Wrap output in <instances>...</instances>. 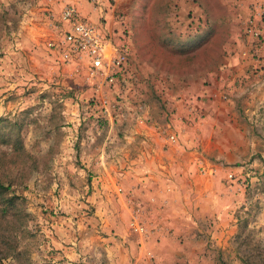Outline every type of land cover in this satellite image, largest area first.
I'll use <instances>...</instances> for the list:
<instances>
[{"label":"rangeland","instance_id":"rangeland-1","mask_svg":"<svg viewBox=\"0 0 264 264\" xmlns=\"http://www.w3.org/2000/svg\"><path fill=\"white\" fill-rule=\"evenodd\" d=\"M78 2L0 0V181L11 186L0 195V207L17 197L6 215H0V264H110L120 248L131 246L136 251L142 247L154 264L147 240L153 235L171 237L173 232L151 225L133 194V178L127 173L145 145L131 140L139 134L131 132L135 122L127 113L135 114L140 125L147 123L144 97L146 81L153 75L150 69L161 82L164 76L179 75L190 64L205 61L211 54L209 30L185 40L155 35V28H166L169 22L161 19V5L151 17L145 0L99 2L93 9L105 5L111 14L102 11L94 23L88 7ZM67 4L88 15L100 30L106 29L114 45L129 49L125 85L114 92L100 90L109 99L107 112L94 86L99 78L58 63L47 47ZM119 6L129 11L118 12ZM204 6L206 16L200 24L208 28L211 10ZM246 9L238 24L252 40V59L264 66V0H248ZM162 42L167 49L158 48ZM252 103L242 114L237 112L235 130L223 134L231 140L233 147L226 151L234 161L222 163L205 151L197 160L200 174L217 176V208L201 233L191 229V235L194 231L202 238L200 254L189 257L193 245L186 243L178 264H264V98L255 107ZM164 104L173 115L175 109ZM185 108L186 117L180 121L203 124V99H188ZM171 135L175 143L169 141ZM167 140L176 144L178 134ZM135 212L147 228L146 236L131 230Z\"/></svg>","mask_w":264,"mask_h":264},{"label":"crops","instance_id":"crops-1","mask_svg":"<svg viewBox=\"0 0 264 264\" xmlns=\"http://www.w3.org/2000/svg\"><path fill=\"white\" fill-rule=\"evenodd\" d=\"M104 1L107 0H99L102 4ZM145 3L151 17L161 5V19L169 22L166 28H155V35L177 36L185 40L189 36L192 39L201 36L209 30L211 37L209 57L190 64L188 70L180 71L179 75L164 76L165 79L160 82L154 79L155 70L150 69L153 75L146 81L145 125H140L135 114L127 113L133 116L135 122L131 132L139 134L131 136V140L145 145V152L135 157L131 162L135 167L127 173L133 178V194L143 206L151 225L173 231L171 237L157 239L153 235L145 244L146 250L153 253L154 264H178L185 252L182 245L186 243L193 245L189 249V257L200 254L202 238L194 231L191 235V229L201 233L203 224L214 216L217 208L214 202L219 190L214 187L218 186L217 176L200 174L197 160L205 151L206 156L222 163L234 161V157L226 151L233 147L231 140L223 134L235 130L239 121L234 118L238 116V111L242 114L250 109L251 101L252 107H255L264 98V66L252 59L249 54L252 40L244 35L238 24L246 16L248 0H145ZM80 4L88 7L87 13L94 23L102 11L105 15L111 14L105 5L93 9L92 5L82 0L77 3ZM216 4L226 11L216 10ZM204 5H210L211 10L208 28L200 24L206 16ZM119 10L127 12L129 7L127 10V7L119 6ZM113 16L109 21L111 28L114 27ZM176 21L179 23L175 24ZM191 21L194 22L192 25ZM190 25L193 30H185ZM157 46L167 49L164 42L157 43ZM134 52L139 53V49L134 48ZM261 53L264 54V46ZM254 68L257 70L254 71ZM159 94L163 96L158 97ZM224 96L225 99L222 98ZM191 98L204 101L206 117L202 125H188L179 120V117H186L185 103ZM164 101L175 109L173 115L168 113ZM173 133L178 134L176 144L167 140L168 135ZM210 232L215 238L214 228ZM116 256L111 257L110 264H150L142 247H138V251L133 246L130 249L120 248Z\"/></svg>","mask_w":264,"mask_h":264},{"label":"built area","instance_id":"built-area-1","mask_svg":"<svg viewBox=\"0 0 264 264\" xmlns=\"http://www.w3.org/2000/svg\"><path fill=\"white\" fill-rule=\"evenodd\" d=\"M93 7L99 0H84ZM55 37L47 43V47L58 63L73 66L76 72L85 70L88 76L99 78L96 92L102 109L107 112L109 99L106 91L118 90L125 85L129 49L126 45H114L110 33L98 28L89 21L74 5L67 4L62 8ZM254 36L260 34L253 31ZM105 88V92L100 90ZM171 143L176 142L174 135L169 136ZM131 230L138 236H146L147 228L135 212L130 222Z\"/></svg>","mask_w":264,"mask_h":264},{"label":"trees","instance_id":"trees-1","mask_svg":"<svg viewBox=\"0 0 264 264\" xmlns=\"http://www.w3.org/2000/svg\"><path fill=\"white\" fill-rule=\"evenodd\" d=\"M11 186L8 184H3L0 181V195H3L4 193L8 192L10 190ZM17 197H11L7 200L4 201V203L1 204L2 207H0V215L1 216H5L6 215V211L8 209V207L10 205H12V203H14V201L16 200ZM13 254L11 253H6L7 256Z\"/></svg>","mask_w":264,"mask_h":264}]
</instances>
